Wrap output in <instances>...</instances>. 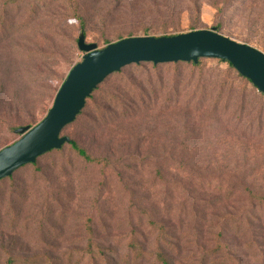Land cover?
<instances>
[{
  "label": "rangeland",
  "instance_id": "1",
  "mask_svg": "<svg viewBox=\"0 0 264 264\" xmlns=\"http://www.w3.org/2000/svg\"><path fill=\"white\" fill-rule=\"evenodd\" d=\"M19 6L0 28V150L21 138L15 128L47 115L83 59L81 33L103 48L122 38L223 24L218 32L264 52V0H21ZM199 62L203 71L192 76V64H133L99 86L62 135L95 157H112L109 167L88 164L65 146L67 161L47 153L38 160L41 173L18 169L14 181H0L1 264L8 257L20 264H126L132 239L151 256L146 264H155L160 236L173 264H264V209L245 208L249 190L264 195L258 106L264 94L227 61ZM177 70L178 88L171 79ZM223 83L234 84L230 99ZM198 85L204 91L195 102ZM111 94L123 96L129 117L117 116ZM106 96L109 118L94 113L93 102ZM136 106L141 109L132 112ZM94 120L97 128L85 126ZM92 221L102 248L93 247V254Z\"/></svg>",
  "mask_w": 264,
  "mask_h": 264
},
{
  "label": "water",
  "instance_id": "2",
  "mask_svg": "<svg viewBox=\"0 0 264 264\" xmlns=\"http://www.w3.org/2000/svg\"><path fill=\"white\" fill-rule=\"evenodd\" d=\"M78 48L83 59L75 64L60 86L47 115L35 126L15 130L21 138L0 150V180L42 155L70 142L62 135L84 109L87 99L103 81L123 68L140 63H198L202 58L229 62L264 94V52L228 37L216 29H199L169 36L122 38L103 48L88 43L81 33Z\"/></svg>",
  "mask_w": 264,
  "mask_h": 264
},
{
  "label": "trees",
  "instance_id": "3",
  "mask_svg": "<svg viewBox=\"0 0 264 264\" xmlns=\"http://www.w3.org/2000/svg\"><path fill=\"white\" fill-rule=\"evenodd\" d=\"M20 2H21V0H0V18H1L0 21H2L1 22L2 23V26L0 28H3L4 27L6 29V21L9 19V15H10V13L13 10V6H17L16 9H15V11H18V9H20L19 8L20 7L19 6V3ZM215 7L217 9H220L218 5H215ZM33 11H36V10L34 9ZM198 11H199V9L196 10L197 13H198ZM75 17H76V19L79 20L80 25H81V29L84 30L85 21H84L83 17L81 15H79V14H76ZM222 25L223 24H219L217 26V29L216 28L215 29L216 30L221 29L222 28ZM10 26H12V25H10ZM109 43H111V42H109ZM109 43H107V44H109ZM77 45H78V40H77ZM182 63H186L187 65L192 64L194 66V69L191 72L192 73L191 76L192 75H195L197 73V71H199V72L203 71V67H202L201 62H198V63H194V62H172L171 65L172 66H180ZM229 65L232 66L230 63H229ZM121 71L120 72H116L114 74H117V73L120 74ZM178 72L179 71L177 70L176 74L174 73L173 76H172V78H171L172 81L174 83H176L175 86L177 88L180 87V86L177 84L178 82L176 80L177 79H180L179 81L182 82V78L179 76V73ZM108 78H106L103 81L102 84H104ZM243 79L246 82H248V83L251 82L250 80H248L245 77H243ZM226 84L223 83V87L225 88V90H223L222 93H224L226 91L227 94L230 95V97H229V99H230L235 94V92H234V89H235L234 88V84H231V83L229 85H226ZM242 88H243V92H244L246 90V87L243 86ZM139 89H141V88L138 87V90ZM98 90H99V87L87 99V102H86V105H85L84 109L80 112V114L77 116V118L75 119V121L73 123H75L84 114L85 110L89 107V104H90L91 100L94 99L95 93ZM203 91H204V88L203 87L201 88V86L198 85V87L194 90V92L192 94V101L198 102L199 100H201L202 99V95H203ZM120 94H122V93H120ZM122 97L123 96L122 95H119V94H111V98L112 99L114 98V103L116 105L115 106L116 108L115 107L114 108L117 109V111H119V113L117 114V116L119 115L120 117L126 118V117H129L130 116L131 111L128 112V110H126L125 107L122 106V104H123L122 101H121V98ZM108 99H109V96H106V99L104 101L103 100H101V101L98 100V102L97 101L96 102H93L94 107L96 108V111L94 113H96L97 116L98 115L99 116L101 115V117L106 116V118H109L112 115L106 109V102L107 101H111V100H108ZM178 99L179 98L177 97L175 100H178ZM261 100L258 103V106H259V115H262L263 110H264V101H261ZM167 101L168 102H171V101H173V98L171 97ZM101 103H105V104H101ZM143 107H145V105ZM167 108H169V107H167ZM132 109H133L132 112H134V111L140 110L141 108H139L138 106H136V107H133ZM72 124H70V125H72ZM98 125H99V122L96 121V120H94V122L87 121L86 124H85V126L88 127V128H90V129L97 128L96 126H98ZM16 129L17 128L14 129V132H15ZM65 146H69L70 151L72 152V154H75L77 157L81 158L82 160H84L88 164L97 165V166L103 165L104 168H107V167H109L112 164V161H113L111 159L112 157H110V156H106V157H95L92 154H90L86 149L82 148L77 141L72 140L71 138H70V142L64 144L62 146V148L56 149V150H52V151H50L48 153H50V154H52V153H54V154L55 153L56 154L57 153H60L59 155L61 156V159H62L61 161L62 162H65V161H67V156H68V154L66 153ZM44 155H42V157ZM40 158L41 157H39L35 163H31V164L25 165V166H23L22 168H19V169H27V170L32 169L33 172H34V174L41 173L43 171V167L40 165V163H38V160ZM131 165L129 166V169H131ZM133 169H134V167H133ZM154 170H155L156 177H159L160 179H165L164 178V175H163V169H161V168H155ZM12 176L7 177V178L14 181L15 179ZM2 180H0V181H2ZM248 192H249V195H248L249 197H248V201H247L248 204H247V206L245 208H259L257 211H261L262 209H264V195L255 194V193H253L250 190ZM254 211H256V210H254ZM87 232L90 234V241H89L88 251L93 254V252H94L93 251V247H97V248L102 249L99 245H96V243L94 241V232H95V229H94V226H93V221L91 222V224L87 225ZM163 232H164V229L162 230V233ZM162 241H164V240L162 239V236H160V237L157 238L156 243H155V251H154V253L152 255L154 257V259H155V264H173L172 261L167 257L166 253L164 252V248H162V246H161ZM129 249H130L129 254L125 258V263L126 264H146V262L148 261V259L151 257V256H149L145 252V250L143 249V247L137 241H135L134 239H132L129 242ZM96 257L97 256H93L94 259ZM98 257H103V256H98ZM42 261H43L42 259H38V260H34V259H31V260H23V262L21 264H39ZM5 264H20V262L16 258L8 257L6 259V261H5Z\"/></svg>",
  "mask_w": 264,
  "mask_h": 264
}]
</instances>
